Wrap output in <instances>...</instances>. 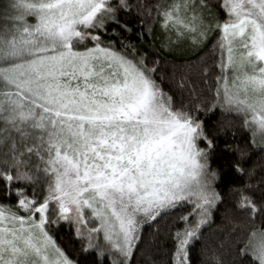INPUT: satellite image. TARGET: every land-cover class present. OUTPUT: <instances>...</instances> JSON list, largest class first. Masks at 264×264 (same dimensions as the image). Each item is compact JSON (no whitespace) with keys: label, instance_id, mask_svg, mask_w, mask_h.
I'll return each instance as SVG.
<instances>
[{"label":"snow or ice","instance_id":"obj_1","mask_svg":"<svg viewBox=\"0 0 264 264\" xmlns=\"http://www.w3.org/2000/svg\"><path fill=\"white\" fill-rule=\"evenodd\" d=\"M0 264H264V0H0Z\"/></svg>","mask_w":264,"mask_h":264},{"label":"trees","instance_id":"obj_2","mask_svg":"<svg viewBox=\"0 0 264 264\" xmlns=\"http://www.w3.org/2000/svg\"><path fill=\"white\" fill-rule=\"evenodd\" d=\"M183 59H186V58L178 57V62H182ZM229 119L231 120V118H229ZM232 126H233V127H238L239 124H238V122L233 121V122H232ZM236 139H237V140L241 139V136H240V135H237V136H236ZM257 161H259V155H258V154L256 155V159L253 160V161H251V164L255 165V164L257 163Z\"/></svg>","mask_w":264,"mask_h":264},{"label":"rangeland","instance_id":"obj_3","mask_svg":"<svg viewBox=\"0 0 264 264\" xmlns=\"http://www.w3.org/2000/svg\"><path fill=\"white\" fill-rule=\"evenodd\" d=\"M179 57V56H178ZM181 58H185V57H181Z\"/></svg>","mask_w":264,"mask_h":264}]
</instances>
